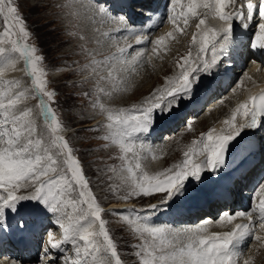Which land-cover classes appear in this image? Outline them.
Returning a JSON list of instances; mask_svg holds the SVG:
<instances>
[{
	"label": "snow or ice",
	"instance_id": "1",
	"mask_svg": "<svg viewBox=\"0 0 264 264\" xmlns=\"http://www.w3.org/2000/svg\"><path fill=\"white\" fill-rule=\"evenodd\" d=\"M230 3L234 4L235 0H169L167 20L173 25V31L151 40L152 54H158L166 40L174 38V33H183L189 19L199 15L200 8L208 9L211 17L221 22V27H209L206 19H199L191 40V45L197 48L196 57H192L191 50L180 57L177 62L180 71L173 77H166L164 86L154 89L141 104L118 110L105 108L99 100L93 105L107 113L109 123L105 127L110 134L102 139H111L119 146L121 160L127 161V154L132 153L136 161L134 167L128 165L125 169L128 173L124 179L127 191L121 199L164 194L159 204L149 207L155 211L170 206L187 194L190 185L200 184L205 171L218 177L221 170L227 168L233 142L242 136L244 129L264 127V89H261L238 103L231 118L223 121L226 129H231L227 134H224L225 130L217 133L216 129H209L199 140L192 142L194 147L183 153L181 162L155 174L142 168L141 153L150 151L146 147L147 135L159 120L171 116L184 102L190 101L202 74L211 77L212 70L229 54L235 44V21L247 29L258 16L257 31L250 47L264 56V0H246L239 11L232 13L225 11ZM68 6L74 7V16H85L93 23L99 20L102 24L115 25L101 33L113 42L118 39L117 33L123 34L119 37L122 39L135 36L136 45L141 47L131 59L125 58L128 49L133 47L130 44L118 48L117 53L103 60L95 58L94 50L80 46L87 61L78 67L80 73H86L84 82L98 77V86L99 81L108 80L112 83L110 92L99 87L96 89L108 97L113 92L127 91V74L135 72L136 64L142 65L147 53L148 33H137L126 16L117 17L107 0H68ZM0 20V230L6 227L8 210L17 214L21 202L31 201L38 210L52 215L54 224L61 231L60 240H54L53 232L48 231L43 264H55L57 257L49 255L51 250L61 253L62 264H123L107 227L108 222L103 219L104 209L91 190L79 158L61 134L64 126L51 106L55 103L56 92L48 88V73L41 67L44 58L37 55L34 45L28 43L30 33L14 0H0ZM159 23H163V18ZM151 59L149 55L148 61ZM21 60V71L31 82L28 87H24L19 79L3 78L8 71H15ZM116 64L122 66L119 71L125 76L117 78L114 75ZM104 72H107L106 76L102 75ZM242 83L237 82L236 88ZM29 99L37 100L35 107L43 120V127H38L32 108H21ZM237 116L245 118V122L237 125ZM186 127L191 130L190 123ZM113 129L115 131H111ZM137 143L139 151L134 150ZM196 156H206V159L197 162ZM158 158L152 154L153 160ZM21 189L26 194H17ZM256 197L259 201L251 211L224 212L215 221L219 225L241 217L248 223L236 224L231 232L211 235H205L208 221L180 232L151 224L148 215H141L135 209L131 210L132 216L118 211L113 214L125 221L140 239V244L135 246L139 264H239L249 239L264 247V235L261 234L264 233V183L259 184L254 200ZM65 245H71V252ZM243 264H251V258L244 260Z\"/></svg>",
	"mask_w": 264,
	"mask_h": 264
},
{
	"label": "rangeland",
	"instance_id": "2",
	"mask_svg": "<svg viewBox=\"0 0 264 264\" xmlns=\"http://www.w3.org/2000/svg\"><path fill=\"white\" fill-rule=\"evenodd\" d=\"M14 3L18 6L19 12L30 33L28 43L34 45L37 49V55L44 58L41 67H43L48 73L46 77L48 88L49 90H54L56 92L55 103L51 106L56 111L62 124L64 123L65 126L69 127L64 131L66 133L64 137L68 140L74 154L79 158L85 176L89 181L91 190L97 201L104 204L106 199H111L113 197L118 198L119 196L124 195L122 193H126L127 191L125 189L127 186L124 183V179L128 175L125 169L128 165H131L132 167L135 166V158L132 153H128V160H121L120 157L122 153L119 146L113 144L111 139H102L103 136L110 134V130L105 127V125L109 123L106 118L107 113L101 111L99 106L93 107V105L99 100V104L104 105L105 108L118 110L121 108L129 109L133 105L141 104L143 99L149 96L154 89L164 86L166 77L170 78L173 73L176 75L180 71L177 67V62L180 60V57L187 55L181 54L182 56H180V51L182 50L180 47H189L190 44L188 52L191 50L192 53V49L195 47L191 45L192 37L186 36L184 40L180 37H176L174 40H177L180 43V45L179 43L177 44L179 45L178 47L174 48L172 45L173 48L168 47L166 49H159L158 54H152L151 52L150 55L152 56V59L150 62L148 61V56L147 59L146 56L143 57L142 65L140 63L136 64L135 72H129L127 74V91L113 92L112 96L108 97L104 95V93L96 90L97 87H99L110 92L112 90V83L108 80L99 81L98 86V77L89 79L87 82L81 81L84 79L86 73H80L78 67L85 64L87 61L84 55L81 54L80 46L85 45L88 49L94 50L96 53L95 58L98 60H103L105 57H108V54L102 53L97 56V54L105 48L110 49L109 56H111V54L114 53V45L122 40L119 36L123 34H115L118 39L113 42L111 39L101 35V33L109 31L114 28L115 25L112 24L107 26L106 23L102 24L99 20L93 23L92 20L87 19L85 16H74V7L68 6V0H14ZM108 5L110 6V4ZM189 20V29H193V31L189 30V33H192L193 35V33L197 31L196 24L198 22L193 23L192 18ZM0 25H2V20H0ZM80 37H83L84 39H81ZM189 38L190 43L187 46L186 40ZM99 39L101 41L100 44L96 43ZM120 43H118L117 46H119ZM131 49L132 48L128 49L131 53H126V59H131L136 51ZM150 50L151 49L148 51ZM115 52L117 53L118 50L116 49ZM175 55L176 57H174ZM162 64L165 65L162 66ZM16 66L20 67V64L17 63ZM116 66L117 71L114 75L117 76V78L125 76L126 74L124 72L119 71L121 65L119 66L116 64ZM177 70L179 71L176 72ZM262 72L264 71L255 70L252 73L259 74ZM252 73L250 81L258 82L253 79ZM102 75L106 76L107 72L102 73ZM19 76L20 77H16L23 82L24 87L30 86L31 82L28 77L27 79H24L22 75L19 74ZM246 80H249V78H246ZM242 82L243 87L238 92H234L226 97L225 101L230 104L227 112L223 111L226 110V102L222 108L223 110H216V112H213L208 117H202L198 123H190L191 130L186 127L188 123H185L178 127L175 132L171 134L169 140L165 143L163 142L161 146H155L150 143L153 145L152 149L154 152L152 154H155L159 158L153 160L152 156H143L145 160L147 159V161L144 162V166L147 165L148 168L146 172H150L149 174H151L152 172L156 173L161 171L160 169L165 166L166 161L171 159L173 160L177 158L166 165L168 168L174 165L175 162H181V160L184 159L183 153L192 146L188 144V139L193 137V135L196 136L197 133L207 125H216L219 123L222 119V115L231 116L232 110L235 109L237 105H235L233 109H231V106L236 102L235 98L239 99V97H241L244 90L245 82L244 80H242ZM85 93H87V95H85ZM194 98H196V96H193L191 100H195ZM231 99L233 101H231ZM188 102L189 101H187V103ZM36 104L37 100L29 99L21 105V108H32L38 127H43V120L39 118L38 109L35 107ZM176 111H174L171 116L159 120L156 125H163L160 124V122L167 119H174ZM217 114L221 115L217 117ZM100 120H104V122L107 123L99 125L97 122ZM92 124H94V126ZM85 128H91L94 130L84 131L83 129ZM72 129L76 130L72 131ZM111 131H115V129ZM136 145L138 146V143ZM162 154H165L166 156L162 157ZM197 157L198 160L196 161L199 162L203 160L205 156ZM150 168H153L154 171ZM120 177L123 179L121 180ZM95 191H97L98 195L95 194ZM176 201L178 202L180 200H175V202ZM111 202L112 201H109V203ZM154 203L159 204L160 201L157 200ZM135 204L136 203H134V205ZM146 207L147 205L142 204L139 208ZM143 215H147V212ZM103 219L108 222L107 227L110 235H114L119 244L122 242L123 238L127 240L129 238H135V235L131 234L133 232L129 225L119 216L113 214L112 211L104 212ZM155 221L156 223H160L161 218L157 217L155 218ZM248 251V255H250L252 259L251 264H260V262L263 261L264 253L260 251V249L258 250L256 247L253 248L252 245V248Z\"/></svg>",
	"mask_w": 264,
	"mask_h": 264
},
{
	"label": "bare ground",
	"instance_id": "3",
	"mask_svg": "<svg viewBox=\"0 0 264 264\" xmlns=\"http://www.w3.org/2000/svg\"><path fill=\"white\" fill-rule=\"evenodd\" d=\"M122 1L123 0H107V3L108 4H110V6H111V9H113L112 11H113V13L114 14H116L117 15V11L119 10V9H122L123 8V6H121V3H122ZM113 5H117L119 8L117 9V6H115L114 8H113ZM117 9V10H116ZM116 10V11H115ZM202 12V10L201 9H199V15L196 17V18H198V17H201V16H203V17H207V19H206V21H207V25L209 26V27H213L214 25H216V24H219V27H217V28H220L221 27V22L218 20V19H213L212 17H211V15L207 12V11H205V13H203ZM201 14V15H200ZM84 17V16H83ZM210 21V22H209ZM170 23H168V25H167V23H165V25H164V28L165 27H167L166 29H165V32L166 33H168V32H170V31H173V27L171 26V25H169ZM82 25V24H81ZM237 25H239V23L238 22H234V37H235V44H234V46H239V44H240V42H241V46H242V50L244 49V48H247V46H250V42H251V38H250V34L253 32V30L249 27V28H247V29H244L243 28V26L241 25L240 27L238 26L237 27ZM88 26V25H87ZM106 26V25H105ZM80 29V28H79ZM82 30V29H81ZM160 33L159 35H157V36H155V38L156 37H159V36H165L166 35V33ZM137 33H140V31H137ZM120 37V36H119ZM242 37H244V39L242 40ZM154 38V39H155ZM93 40V39H92ZM168 40V39H167ZM242 40V41H241ZM132 41H135V36L132 38V39H129L128 41H125V40H123L121 43H120V45L119 46H117V50H118V48H120V47H127V45H129L130 44V42H132ZM169 41H172V40H169ZM169 41H167V42H169ZM173 41H175V40H173ZM179 43V41H176L175 43L173 42V46H174V48L175 47H178L179 45H180V43H179V45H177ZM186 43H190V38L188 39V40H186ZM170 45V44H169ZM139 47H141V46H138V45H136V48L135 49H137V48H139ZM168 47H172V46H162V48H168ZM183 47H184V49H183ZM162 48H160V49H162ZM173 48V47H172ZM180 48H182V50L180 51V55L181 54H183V53H186L187 51H188V47H186V46H182V47H180ZM186 48V49H185ZM234 48V47H233ZM233 48L229 51V54H228V57H227V59L226 60H228L229 59V57L230 56H232L233 55V52H232V50H233ZM150 48H147V53L145 54V56H149L150 55V53H149V50ZM109 50L110 49H102L101 51H100V53H98L97 54V56H99V55H101V53L102 54H108L107 56H109ZM132 50V49H131ZM193 50V52H192V57L193 58H195L196 57V54H197V48H196V46L194 47V49H192ZM130 51H128V53H129ZM116 52L114 51V53L113 54H115ZM131 53V52H130ZM113 54H111V55H113ZM133 54V53H132ZM207 56H208V58H210L211 57V53H208L207 54ZM117 65H119V64H117ZM165 64H162V66H164ZM120 66V65H119ZM122 67V66H121ZM19 67L18 66H16V70L15 71H8L6 74H9L10 72L11 73H13V72H17L19 69H18ZM116 68H117V66H116ZM142 68V67H141ZM220 69H219V65L215 68V69H213L212 71H213V73H216V72H218ZM256 70V65H251V66H249L248 68H246L245 70H243L242 72H243V74H242V77H243V79L242 80H244V82H245V85H244V90H243V93H242V95H241V97L244 95V93L245 92H248V91H250V90H254L255 89V85L257 84V83H264V72H262V73H259V74H254V73H252V72H254ZM229 71H230V64H228L227 65V70H226V73H229ZM163 73H165V72H163ZM162 73V74H163ZM251 73H252V77H253V79L254 80H256V81H258V82H251L250 80H251ZM137 74V73H136ZM17 76L18 77H20L19 76V74H17ZM205 76L206 75H203L202 76V81H200V84H199V86H201V85H203L204 84V82H205ZM245 77H248L249 78V80H246L245 79ZM17 78V77H16ZM198 86V87H199ZM253 86H255V87H253ZM258 86V85H257ZM253 87V88H252ZM138 90V89H137ZM136 90V91H137ZM195 96V95H194ZM195 100H190L188 103H187V101H186V104H187V108H190V109H193V111L195 110V105H200V103L202 102V100L204 99V96H202L201 95V93L199 92V94L197 95V97L196 98H194ZM233 99V98H232ZM231 99V101H233ZM238 99V98H237ZM197 100V101H196ZM240 102H241V100H239ZM227 101H224L223 102V104L221 105V107H218V108H216L215 110H213V112H216V110H220V109H222L223 107H224V104L226 103ZM206 103V101H204V104ZM211 103H214V101H211ZM233 103V102H232ZM210 104V103H209ZM230 104L227 102V105H226V107H225V109L226 110H223L224 112H227L228 111V106H229ZM202 107H204V105H202L201 106V109H202ZM117 108V107H116ZM180 108V107H179ZM179 108L177 109V111L175 112L176 114H175V116H174V119H170L169 120V124H168V126L166 125L164 128H166V129H168V130H171V129H173L174 127H175V130L179 127V126H182L183 125V123L182 124H179V120L181 119V117L185 114V113H187V111H186V109L187 108H185L184 109V112L182 113V114H179ZM118 109V108H117ZM213 112H208V116L210 115V114H212ZM230 112V111H229ZM230 115V114H229ZM187 116V115H186ZM207 116V117H208ZM222 117V119H221V121L219 122V123H217L215 126H218V125H220V126H222V125H224L223 124V121L225 120V119H229V117L230 116H228V115H222L221 116ZM212 118V117H211ZM196 120V118H192V121H195ZM200 120H197V121H195L196 123H198ZM213 121V120H212ZM170 122H172V124H170ZM243 122H245V118H243V117H240V116H237V119H236V121H235V123L237 124V125H239L240 123H243ZM95 124V123H94ZM161 126L162 125H159L158 126V128H161ZM169 126H171V128H169ZM215 129V128H214ZM223 128L222 127H219V128H217L216 129V131H217V133H220L219 132V130H222ZM73 130H76V129H72V131ZM165 132H167V131H165ZM175 132V131H174ZM224 134H227V132L226 133H224ZM167 135V138L169 139V136H168V133L166 134ZM156 136V135H155ZM203 157V156H202ZM154 162V161H153ZM155 165V164H154ZM155 168V167H154ZM150 169H152L153 171H154V169L153 168H150ZM151 170V171H152ZM150 173V172H149ZM151 174H155V172H152ZM153 204H155V203H153ZM104 205H106V204H104ZM108 205V207L107 208H110V207H114L115 209H125L124 211H122V212H126V210L128 211V209L130 208H134V206L135 205H133V202H129V203H126V204H123V203H116V204H112V202L111 203H109V204H107ZM152 205V204H151ZM150 206V205H149ZM149 206H147L146 208H136L135 210H137V212H140L141 213V215H143V214H146V212H147V215L150 217V223L151 224H154V225H156L157 226V223H156V221H155V218H157V217H159V218H161V221L160 222H162V221H165L166 220V211H167V209L165 208V207H160V208H158L157 210H155V211H153V210H151L150 209V207ZM101 207L105 210L106 209V207L105 206H102L101 205ZM165 208V209H164ZM144 212V213H143ZM196 214H195V213ZM193 213H190V214H187V217H186V220H185V224H187V225H182V226H179V228L181 229V231H184V230H186V229H189V228H192V227H194V226H192L190 223H191V221L193 222V221H195V219H198V217H199V212L198 211H194ZM12 213L11 212H7L6 213V216H9V215H11ZM193 214H195V215H193ZM126 215H129L128 213L126 214ZM132 215H134L133 213H132ZM205 215V214H204ZM208 217L211 219V221H210V224L212 225V230H209L207 233H205V235H211V234H213V233H217V232H231L232 231V229H233V227L236 225V224H245V223H247V221L246 220H244V221H242V222H239V223H237L235 220H233L232 221V223H229V229H228V227L227 226H224V225H218V224H216L215 223V221H213V219H214V215H208ZM183 218V215H182V213H177V214H174L172 217H171V219L173 220V219H179V220H181ZM237 220H241L240 218H237ZM217 231V232H216ZM258 248V250L260 249V251H262L263 253H264V249H262V247H256V249ZM61 254V253H60ZM34 262V256H31V255H27V256H23L22 257V264H31V263H33ZM3 264H12V262H9V261H7V262H4Z\"/></svg>",
	"mask_w": 264,
	"mask_h": 264
}]
</instances>
